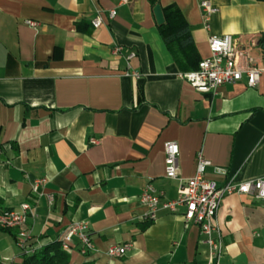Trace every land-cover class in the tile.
Returning a JSON list of instances; mask_svg holds the SVG:
<instances>
[{"label": "crops", "instance_id": "0c3cea01", "mask_svg": "<svg viewBox=\"0 0 264 264\" xmlns=\"http://www.w3.org/2000/svg\"><path fill=\"white\" fill-rule=\"evenodd\" d=\"M201 1L157 5L179 10L199 61L209 57V37L230 36L264 65V1L204 0L216 10L208 30ZM153 8L148 0H0V210L29 205L28 252L86 222L94 248L82 255L73 239L70 264H208L204 238L183 209L145 220L142 189L150 184L175 199L200 157L217 187L264 177V77L253 88L242 79L196 92L180 78L186 72ZM96 17L101 25L93 28ZM166 143L178 146L174 180L164 176ZM214 222L218 264H264L260 201L225 196ZM111 245L129 247L110 258ZM0 260L22 263L15 238L2 232Z\"/></svg>", "mask_w": 264, "mask_h": 264}, {"label": "built area", "instance_id": "2783aa9c", "mask_svg": "<svg viewBox=\"0 0 264 264\" xmlns=\"http://www.w3.org/2000/svg\"><path fill=\"white\" fill-rule=\"evenodd\" d=\"M126 0H119L120 4ZM204 29H209V18L215 13L210 4L206 1L200 2ZM114 11L109 12L113 18ZM93 28L101 25L100 17L92 22ZM31 27L34 24L29 23ZM209 57L199 61L196 70L180 75V78L191 85L198 93L207 94L215 92L219 87L228 84H235L242 79L245 80L248 88H253L261 77H264V65H259L249 50L236 48L230 36H211L207 40ZM122 49L116 47L114 55L120 54ZM135 54L129 53L126 60L134 59ZM131 76L138 79V73H131ZM90 144L95 141L89 140ZM178 146L175 143L165 145V170L166 179H177ZM208 165L201 157L198 159L196 171L193 177L187 180H179L177 196L173 200H167L155 188L147 184L139 196L140 203L146 208L145 220L154 221L159 211L176 214L183 209L182 218L186 224L195 225L199 228L208 247V264H218L221 257L222 245L215 226V217L219 210L220 203L225 196L239 194L251 197L260 201L264 206V177L235 184L227 182L222 187H217L214 181L204 177L205 167ZM43 180L35 181L32 191L35 193ZM33 213L29 205H20V210H0V228L17 231L16 247L20 251L26 249L29 241L28 235L23 231V226ZM76 239L79 244V253L86 255L93 250V244L88 235L86 222L74 223L67 229L60 240L62 250L67 253L70 250L72 240ZM129 245H111L106 251L110 258H120L125 255ZM4 262L0 261V264ZM7 264H12L10 261Z\"/></svg>", "mask_w": 264, "mask_h": 264}, {"label": "trees", "instance_id": "16d2710c", "mask_svg": "<svg viewBox=\"0 0 264 264\" xmlns=\"http://www.w3.org/2000/svg\"><path fill=\"white\" fill-rule=\"evenodd\" d=\"M151 7L157 5V0H148ZM264 1V0H259ZM164 22L158 26L159 34L177 67L183 72L196 70L199 58L192 45L189 28L179 10L173 6L161 9ZM0 232L15 238L14 230L0 228ZM26 249L21 252V264H70L69 254L62 250L61 242L54 241L33 252ZM3 264V263H2Z\"/></svg>", "mask_w": 264, "mask_h": 264}, {"label": "water", "instance_id": "95a60500", "mask_svg": "<svg viewBox=\"0 0 264 264\" xmlns=\"http://www.w3.org/2000/svg\"><path fill=\"white\" fill-rule=\"evenodd\" d=\"M204 1V0H202ZM153 15L155 18V22L158 26L162 25L164 22L163 15H162V10L160 5H155L153 8ZM262 49L264 50V45L262 46Z\"/></svg>", "mask_w": 264, "mask_h": 264}, {"label": "rangeland", "instance_id": "374dc122", "mask_svg": "<svg viewBox=\"0 0 264 264\" xmlns=\"http://www.w3.org/2000/svg\"><path fill=\"white\" fill-rule=\"evenodd\" d=\"M1 261V260H0ZM8 260H2V262L6 263Z\"/></svg>", "mask_w": 264, "mask_h": 264}, {"label": "bare ground", "instance_id": "6f19581e", "mask_svg": "<svg viewBox=\"0 0 264 264\" xmlns=\"http://www.w3.org/2000/svg\"><path fill=\"white\" fill-rule=\"evenodd\" d=\"M92 27H93V24L91 23ZM92 140V139H91Z\"/></svg>", "mask_w": 264, "mask_h": 264}]
</instances>
